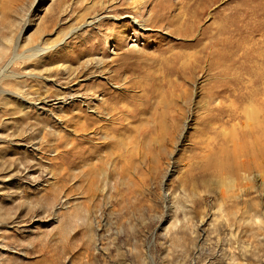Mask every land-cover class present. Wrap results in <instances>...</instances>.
<instances>
[{"label": "rangeland", "instance_id": "obj_1", "mask_svg": "<svg viewBox=\"0 0 264 264\" xmlns=\"http://www.w3.org/2000/svg\"><path fill=\"white\" fill-rule=\"evenodd\" d=\"M253 48L264 0H0V264H264Z\"/></svg>", "mask_w": 264, "mask_h": 264}, {"label": "bare ground", "instance_id": "obj_2", "mask_svg": "<svg viewBox=\"0 0 264 264\" xmlns=\"http://www.w3.org/2000/svg\"><path fill=\"white\" fill-rule=\"evenodd\" d=\"M19 39V38H18ZM18 41V40H17ZM33 49V48H32ZM35 49V48H34ZM5 51V50H4ZM34 51V50H33ZM38 52H41L42 50L41 49H38L37 50ZM36 51V52H37ZM261 52V51H260ZM1 53V52H0ZM34 53V52H33ZM261 56V58H260V56ZM251 57V56H250ZM13 61V60H12ZM8 67H9V64H7V67L3 70V73L6 71V69H8ZM252 68V69H251ZM192 70V69H191ZM250 71H251V74L253 75V77H254V79H253V85H255V84H260V83H263L264 84V53H260L259 54V51L258 50H256L255 48H253V54H252V64H251V67H250ZM137 84V83H136ZM262 90L264 89V87H262L261 88ZM106 95H108L109 93H110V91L109 90H107L106 88H104L103 86H102V89H101ZM262 90H259V89H257V88H252L250 91H249V95L248 96H250V95H255V96H257V95H259L260 93L261 94H263L261 91ZM155 91V90H154ZM248 93V92H247ZM113 94V93H112ZM152 94H154V93H152ZM114 95V94H113ZM243 95V94H242ZM116 96V95H115ZM126 97H128V96H123V99L124 98H126ZM150 97H151V94H150ZM245 97V96H244ZM116 98V97H115ZM130 98V97H129ZM149 98V97H148ZM252 98V97H251ZM259 98V97H258ZM112 99V98H111ZM148 100V99H147ZM117 101V100H116ZM134 102V101H133ZM118 103V102H117ZM148 106L149 105H147V106H145V107H143V109H139L141 112H144L145 110H147L148 109ZM90 107H92L93 109H94V112L95 113H99V119H97V118H95V117H88L87 118V120H90V122H92L93 124H95V125H98V123H101V122H112L113 123V121H115L116 119V117H114V116H112L113 114V112H111L110 110H108L106 107H103V105H101V104H98V105H96V106H90ZM137 109V110H138ZM124 111V110H123ZM97 113V114H98ZM100 114H102V115H100ZM131 114V113H130ZM256 114V113H255ZM254 114V115H255ZM118 118H122L123 119V114L121 115V116H119ZM115 119V120H114ZM81 123V122H80ZM82 124V123H81ZM99 126V125H98ZM85 128L87 129V127H85V126H83V125H80V127H79V131L81 132V131H84L85 130ZM123 131V130H122ZM263 134V133H262ZM98 136V135H97ZM106 138V137H105ZM104 138V139H105ZM80 141V140H79ZM103 144H107V143H105V142H102ZM123 143V142H122Z\"/></svg>", "mask_w": 264, "mask_h": 264}]
</instances>
